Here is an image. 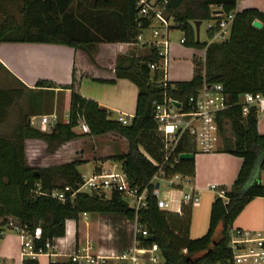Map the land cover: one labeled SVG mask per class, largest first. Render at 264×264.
<instances>
[{"label": "trees", "instance_id": "1", "mask_svg": "<svg viewBox=\"0 0 264 264\" xmlns=\"http://www.w3.org/2000/svg\"><path fill=\"white\" fill-rule=\"evenodd\" d=\"M236 2L167 0L166 15L172 18L173 27L183 33V45L204 50L202 67L197 64L190 80L159 81L161 71L149 69L150 63L160 60L153 46L143 45L140 54L130 50L115 58V79H127L138 90L135 113L126 125L78 93L79 79L74 68L70 84L59 86L66 92L63 107L68 118L47 131L30 124V115L23 112L19 103L22 90L0 88V233L9 221L25 226L32 236L33 249L37 250L44 249L46 242L63 237L65 221L76 222L84 212L118 213L133 220L135 213L116 192L109 199L88 193H78L73 200L65 202L50 197L51 191L78 186L81 174L77 166L81 162L74 160L40 168L29 166L25 141L41 140L46 145V153L53 154L62 144L77 137L115 133L126 139L127 152L106 159L120 164L131 186L141 187L157 167L139 147L161 159L160 140L153 135L157 130L153 102L172 98L186 104L188 97L196 94L204 83H218L229 98V107L216 115V124L220 134L228 132L232 138H224L221 149L241 158V165L229 189L221 188L224 199L216 196L211 203L206 232L200 237H189L191 207L182 204L180 214L162 211L156 207L154 197L148 198V206L137 213V219L153 230V240L140 237L139 246L155 243L159 264H231L228 229L251 199L264 196V186L258 177L252 178L259 154L264 153V135L257 132V108L250 106L243 116L240 104L245 93H264V12L254 8L236 11ZM214 7L219 8L221 16L234 13L228 36L223 41L201 43L196 40L193 22L214 19ZM254 20L261 23V28L252 26ZM149 25V20L138 17L134 0H20L18 15L8 14L0 21V44H60L80 49L91 57L93 48L100 43H136L137 36ZM35 87L52 88L54 84L37 80ZM12 108L17 111V120L10 133H2L1 127ZM79 119L86 124L88 132H76ZM164 164L165 175L194 174L193 160L173 163L171 154ZM259 164V171H263L264 157ZM219 225L220 232L216 233ZM21 264L39 263L27 258ZM48 264L74 263L50 261Z\"/></svg>", "mask_w": 264, "mask_h": 264}, {"label": "crops", "instance_id": "2", "mask_svg": "<svg viewBox=\"0 0 264 264\" xmlns=\"http://www.w3.org/2000/svg\"><path fill=\"white\" fill-rule=\"evenodd\" d=\"M247 8H254L264 12V0H237L236 11ZM214 9L219 10L217 7H214ZM171 29L176 28L172 26L169 32ZM181 38H184L183 33L178 39V43ZM100 45L107 47L108 54L106 56L93 50L91 57H89L80 49L60 44L2 43L0 44V70L3 76H6L10 81V90H22L21 101L31 100L29 97L31 98L32 94L38 96L44 94L45 97H49L47 100L50 99L48 102L50 106H53V102L56 100L57 111L49 114L37 110L25 111L21 106L23 112L30 115V118L51 116L53 114L57 116V122L65 118L67 111H64L63 105L66 92L59 86L70 84L71 73L74 68L76 77L79 79L77 91L82 97L96 102L100 107L109 111L112 119L126 118L130 122L135 113L138 90L127 79H115L114 62L118 55L126 54L130 50L136 54L139 53V51L144 50L143 45L139 43L126 53H124L126 48H120L119 43L98 44V46ZM179 45L183 44L179 43ZM179 45L170 46L169 43L165 71L162 72L158 69L162 73L159 81H162L163 78L172 82L187 81L192 78L193 70L191 71L190 65L188 63L186 65H178L177 63L179 62L174 60V57L180 54L187 58L189 56V50H184ZM188 48L192 49L191 47ZM111 50L113 53H111ZM170 61L177 66L172 72L174 79L168 76V71L166 70V66L167 64L169 65ZM37 80H49L54 84V87L37 88L35 87ZM109 80L114 81L110 83L108 82ZM242 97L243 95L240 101H242ZM260 113H258L257 117V132L260 135H264V111ZM75 130L77 133H82L77 129ZM108 135L115 136L117 134L107 133L100 136H81L68 141L62 144L53 154H44L47 163L43 167L78 160L81 162L79 164L81 166L93 164L90 174L119 169V163L106 158L126 153L128 143L125 138L119 135H117V138H119L118 144L114 143L117 138L114 136L109 138ZM30 140L34 141L36 139H27L25 141V158L27 164L32 166L30 160H28L26 149ZM41 142L45 151L46 145L43 141ZM183 145L185 143L181 142L176 147L175 154L182 152L193 153L194 174L192 176V185L199 191V204L191 208L201 207L200 196L204 193H212L214 197L207 203L209 204V219L210 205L216 197L209 187L215 185L220 189H229L240 168L241 158L216 147L211 152L203 153L199 152L194 144L193 150ZM139 150L150 161L160 163L164 160V151H161V159L158 160L146 152L143 147H139ZM263 157L264 153H260L252 178L261 176L259 163ZM171 197L173 201L170 212L177 213L181 209L180 194L172 192ZM231 227L247 231L264 230V196L251 199L236 217L235 226L232 224ZM134 239V222L124 215L107 212L86 213L85 216L80 215L76 222L72 219L66 220L64 236L51 240L50 248L46 254L39 255L35 259L39 264H48L50 261H69V256L77 249H83L87 244H90V252L92 254L106 258V264H115V259L118 256L132 249ZM20 247L19 236L16 233L13 234L12 231H5L0 236V264H21Z\"/></svg>", "mask_w": 264, "mask_h": 264}, {"label": "built area", "instance_id": "3", "mask_svg": "<svg viewBox=\"0 0 264 264\" xmlns=\"http://www.w3.org/2000/svg\"><path fill=\"white\" fill-rule=\"evenodd\" d=\"M137 15L150 21L148 28H151L152 37L143 40L142 32L137 36V42L119 43L120 48L126 50L132 49L137 44L153 46L157 50L160 60L156 63H150L151 71L160 69L165 71L167 51L169 46L168 32L174 25L171 17L166 15L167 0H134ZM214 19L207 21L205 32L209 37L207 43L223 41L227 38L230 24L234 17L231 12L221 16L219 10L213 9ZM184 43V38L179 40ZM204 60V58H203ZM162 83L167 82L164 78ZM241 101V114L248 113L249 107L254 105L257 112L264 111V93H245ZM176 103H179L177 106ZM154 119L157 123V130L162 133L164 140V160L160 163L151 161L157 167L156 172L151 179L141 187L131 186L125 173L119 168L113 171L92 173L89 176L81 175V182L75 189L65 187L60 191H51L49 196L60 202L73 200L78 193L94 194L96 196L109 199L113 192L120 195L126 205L133 210L134 222V246L131 250L123 252L115 259V264H159V250L155 243L148 247H140L139 238H147V226L140 224L137 219V213L148 206V198L154 197L156 207L162 211H170L172 204V192L180 194V205L197 206L199 204V191L192 185V176H182L180 174H164V163L168 157L173 155V163H177L178 154H175L176 147L183 142L185 136L194 140V145L199 152H211L215 149L219 132L216 124V115L229 107V98L223 91L221 84L204 83L200 90L188 97L186 104L172 98H163L160 102H153ZM68 114H65V119ZM123 125L129 123L126 118H119ZM31 125L37 123V127L42 131L49 130L57 122V116L31 117ZM82 133L88 132V127L83 120H78L76 127ZM169 167L172 164L168 165ZM164 184V191L161 193L160 184ZM157 184V187H156ZM210 190L217 197L224 199V190L215 185H211ZM180 214V210L177 212ZM85 216L86 213H82ZM16 233L21 241V258L35 259L39 255L46 254L50 248V242H46L44 249L34 250L32 246V236L27 232L25 226H20L9 221L5 231ZM5 231H2V235ZM227 247L231 252V264H264V230L247 231L228 229ZM90 244L83 249L76 250L69 256V261L74 264H106L107 259L94 255L90 252Z\"/></svg>", "mask_w": 264, "mask_h": 264}, {"label": "rangeland", "instance_id": "4", "mask_svg": "<svg viewBox=\"0 0 264 264\" xmlns=\"http://www.w3.org/2000/svg\"><path fill=\"white\" fill-rule=\"evenodd\" d=\"M19 6H20V0H0V21L5 17V15H10V14H14V15H18V10H19ZM205 25L206 22H201L200 26H199V41L201 43H207L209 38L205 32ZM143 34V40L147 41L149 39H151L152 37V31L151 28H147L145 30L142 31ZM169 41H170V46L173 45H179L178 43V39L182 36V32L179 29H171V31L169 32ZM181 46V48H183L184 50H189L188 54V58L185 56H181V54L178 56L174 57V60L178 65L179 64H184L186 65V63H188V65H190L191 67V71H194V68H196L197 64L199 63L200 67L201 63H202V59H203V49L202 48H188L184 45H179ZM175 47V46H174ZM107 47L100 45V46H96L93 48L94 52H99L102 53V55L108 54V50L106 49ZM171 48V47H170ZM142 51H139L140 54L142 53ZM111 53L112 50H111ZM168 59V55L167 58ZM172 61V60H171ZM169 63V65L167 64L166 66V70L168 71V76L172 79H174V77H172V72L174 70L175 66L173 62ZM180 68V67H178ZM202 71V69H201ZM10 87V81L8 80V78L6 76H3V74L1 73L0 70V88L2 89H9ZM49 97H45L44 94L42 95H36V94H32V99L29 97V101L25 100V101H21L20 100V105L24 108L25 111H29V110H37V111H41V112H46L47 114L53 112V111H57V102L56 100H54L53 102V106H50V103H48L50 101L47 100ZM27 99V97H26ZM33 99H36L35 102L33 101ZM32 101V102H30ZM31 106V107H30ZM261 115V113H260ZM17 120V111L15 108H12L9 110L8 112V116L6 121L4 122V124L1 127V132L2 133H10L13 129V126L15 124ZM34 126H37V123L34 124ZM219 132V131H218ZM219 134V141L217 144L218 149H221L223 144H224V138L226 137H230L231 135L228 134V132H225L222 134ZM153 135H155V137H157L160 140V151H165L164 150V140H163V136L162 133L158 130L153 132ZM114 135H108V137H112ZM115 138H117L118 136L115 135ZM108 138V139H109ZM119 140V138H117V140H114V143H117ZM183 143H185V145L183 146H188V148H191L192 150L194 149V140L192 138H190L189 136H185L183 139ZM118 144V143H117ZM27 153H28V160H30V163L33 167L35 168H40L43 167L46 163H47V159L45 158L44 154H46V151H44L43 149V143L41 141H29L28 145H27ZM93 164H89L87 166H81L79 165L78 171L81 174H84L86 176L90 175V171L92 169ZM259 181L261 182V184L264 186V170L261 171V176L258 178ZM164 184L161 183L160 184V191L161 193H163L164 191ZM214 197V195L212 193H204L200 196V200L202 203L201 207H195V208H191L190 209V226H189V237L191 238H196V237H200L202 236L206 230H207V225H208V211H209V204H207L208 202L211 201V199ZM236 219V218H235ZM235 219L233 220L232 224L235 226ZM220 228L221 226H217L216 229V233L220 232ZM14 234V232H12ZM214 264H220V263H214Z\"/></svg>", "mask_w": 264, "mask_h": 264}, {"label": "water", "instance_id": "5", "mask_svg": "<svg viewBox=\"0 0 264 264\" xmlns=\"http://www.w3.org/2000/svg\"><path fill=\"white\" fill-rule=\"evenodd\" d=\"M201 24L200 21H194L193 22V25H194V30H195V37H196V40L198 41V38H199V25ZM252 26L259 29L261 28V23L258 21V20H254L252 22ZM176 105L178 106L179 103H176ZM193 153H190V152H182V153H179L178 154V159L180 161H191L193 160ZM156 187H157V184H156ZM147 229H148V236H147V239L149 241H152L153 240V230L150 226H147Z\"/></svg>", "mask_w": 264, "mask_h": 264}]
</instances>
